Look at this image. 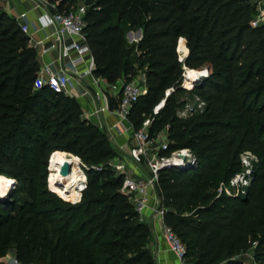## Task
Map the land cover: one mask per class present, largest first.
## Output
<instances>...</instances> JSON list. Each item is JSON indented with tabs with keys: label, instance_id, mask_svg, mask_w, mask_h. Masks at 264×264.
Instances as JSON below:
<instances>
[{
	"label": "trees",
	"instance_id": "16d2710c",
	"mask_svg": "<svg viewBox=\"0 0 264 264\" xmlns=\"http://www.w3.org/2000/svg\"><path fill=\"white\" fill-rule=\"evenodd\" d=\"M49 1L61 11L76 6ZM84 4L93 75L115 84L143 71L146 92L128 115L134 129L174 87L149 136L168 125L169 150L188 148L196 158L189 167L162 169L157 185L164 222L186 246V264H264V24L251 26L255 3ZM136 30L140 39L128 42L126 33ZM39 68L29 37L0 8V179L16 181L0 201V257L12 251L19 264H156L150 227L120 191L123 176L107 166L118 151L74 97L48 85L35 88ZM203 68L208 76L187 91L204 101L203 110L180 118L182 71ZM116 104L110 98L111 108ZM244 152L256 158L245 193L219 194L220 184L241 171ZM70 154L87 167L77 203L59 197L73 199L53 181L56 159ZM49 157L56 193L46 181ZM249 251L252 262L243 259Z\"/></svg>",
	"mask_w": 264,
	"mask_h": 264
},
{
	"label": "built area",
	"instance_id": "2783aa9c",
	"mask_svg": "<svg viewBox=\"0 0 264 264\" xmlns=\"http://www.w3.org/2000/svg\"><path fill=\"white\" fill-rule=\"evenodd\" d=\"M37 6H43L45 12L42 15V27H53L54 31L45 39H37L33 43V38L28 33L26 25H20V29L29 37V44L43 45L46 39H54L62 44V50H65L64 41L66 37L71 38L72 49L74 54L70 57V63L75 69L83 67L82 70L91 77V86L94 89V105L90 108L86 104L83 105V116L91 120L98 118L105 112H111L116 117V125H120L122 121H129L128 115L138 99L145 94L146 84L145 77L135 76L129 81H118L115 84L107 83L103 78L93 75L94 60L93 57H87L84 50L87 49L85 34L84 15L86 13V5L80 4L71 7L68 10H59L57 2L49 0H35ZM257 13L251 20V26L256 27L264 24V0H256L255 2ZM186 53L180 55L182 61ZM42 73L46 74V78ZM193 73V74H192ZM197 74V76H196ZM209 74L207 68L199 71L183 69L181 74V83L192 86L200 82ZM69 73L66 69H61L60 72H52L49 66L46 65L40 72L35 83V88L42 85H48L53 91L67 93L68 92ZM188 90V89H187ZM112 91L113 94L109 92ZM174 91V87L165 90L164 97L153 107L152 114L145 118L142 125L134 129L132 124L125 130L127 132V142L123 145H115L116 141L112 142L113 146L119 151L118 156L108 161L107 166L115 171L116 174L123 176L122 186L120 191L127 195L134 206V210L142 221L147 211H152L153 217H159L162 220L163 237L167 242L169 249L173 252L177 259L183 262L186 254V246L173 231V229L164 222L165 209L160 204V198L157 196L158 176L162 169L167 168H184L194 165L196 162L195 155L188 148L169 150V143L166 134L168 125L160 130L154 137L149 136V127L153 121V116L157 115L159 110L164 106L166 98ZM88 93L84 90L83 94ZM110 98L116 100L117 104L114 108L110 106ZM193 101L185 102L183 109L177 111L180 118H186L194 112H200L205 105L199 97L193 96ZM256 161L254 155L249 152H244L241 158V165L246 166L243 171L238 172L232 177L227 184L221 183L219 186V194L238 196L245 193V189L251 182L253 162ZM80 163V162H79ZM79 165H82L80 163ZM139 167H145L147 174L139 171ZM87 168V167H86ZM95 169L100 170L102 166H95ZM134 172L136 177L131 176ZM84 173V172H83ZM85 175V173H84ZM10 179L9 192L15 187L16 181ZM85 180L80 188V193L85 188ZM231 188H236V191H230ZM150 191L152 193H150ZM153 197V205H150V197ZM184 263V262H183ZM3 264H19L16 259Z\"/></svg>",
	"mask_w": 264,
	"mask_h": 264
},
{
	"label": "crops",
	"instance_id": "0c3cea01",
	"mask_svg": "<svg viewBox=\"0 0 264 264\" xmlns=\"http://www.w3.org/2000/svg\"><path fill=\"white\" fill-rule=\"evenodd\" d=\"M251 1L255 2L256 0ZM83 3L84 0H82V4ZM0 8L9 16L13 17L19 25H26L28 27V33L32 35L33 43L37 39H45L54 31L53 27H42V15L45 12V9L41 5L37 6L35 0H0ZM126 34L129 37L136 36L137 39L135 42H137L141 37V30L140 33L136 30L129 31ZM131 41V38H129L128 42ZM50 43H52V45H49ZM31 46L36 50L40 72L46 65H48L50 71L54 73L60 72L61 69H66L69 73L68 92L66 95L74 97L79 102L82 111L84 110V104H86L88 108L94 105V89L90 83V75L83 72V67L75 69L70 63V57L74 54L71 38H65V50H62V44L60 42L51 38L46 39L43 45L31 44ZM37 47H40V50H37ZM84 54L87 55V57L90 56L88 48L84 50ZM42 75L46 78L45 73H42ZM86 89L88 90V93L82 95ZM109 93L113 94L112 91ZM90 121L100 128L107 129L112 142L114 140L116 141V144H114L115 147L116 145H123L127 142V132L125 130L129 127V121H122L118 126L116 125V117L111 112H105L98 118H93ZM139 168L140 172L144 173V175L147 174L145 167ZM131 176L136 177L134 172ZM150 193L152 192L150 191ZM149 203L150 205L154 204L152 196L150 197ZM142 221L150 227V249L156 264H184L177 259L173 252L170 251L169 246L163 237L162 220L159 217H153L152 211H147Z\"/></svg>",
	"mask_w": 264,
	"mask_h": 264
},
{
	"label": "rangeland",
	"instance_id": "374dc122",
	"mask_svg": "<svg viewBox=\"0 0 264 264\" xmlns=\"http://www.w3.org/2000/svg\"><path fill=\"white\" fill-rule=\"evenodd\" d=\"M80 4H82V0H75V5H76V6H77V5H80ZM125 37H126L127 41H129V38H131V40H132L131 42H135V40L137 39L136 36H131V37H129V36H127V34H126ZM49 45H52V43H50ZM49 45H48V46H49ZM37 50H40V47H37ZM181 52H182V50L179 51V53H181ZM142 74H143V71H142V70H139V71H137L136 76L139 78V77L142 76ZM181 89H183L184 91H182L181 93H179V94L176 95L178 101L184 100V101H183V104H185V102H187V101H188V102L193 101L192 96L187 92V91H189V90H187V89H188V85L185 84V83H181ZM183 104H182V106H181L179 109H183ZM147 117H149V116H147ZM147 117H146V118H147ZM118 153H119V151H118ZM68 154H69V153H68ZM70 155H71V154H70ZM243 155H244V153L241 154L240 159L243 157ZM71 156H72V157H75V156H73V155H71ZM60 158H63V157H59V158L56 159V163H55V167H54L53 181H54L55 184L58 185L61 189L65 190V191H68V192L71 194V196L73 197V199H72V200H66L65 197L59 195L58 193H56L55 191L52 190V188H51V182H50V180H49V177H50V175L52 174V172L50 171V165L47 166V176H46L47 186H48L49 190L55 192V193H56L59 197H61L63 200L68 201V202H70V203H77L76 200L79 198V193H77V190L73 188L74 186L71 187L67 182H65V181H66L65 179H62V176L60 175V168H61V166L58 164V161H59ZM64 158H67L68 160L71 159V158H69V157H64ZM75 158H76V157H75ZM77 159H78V158H77ZM57 160H58V161H57ZM78 160H79V159H78ZM49 162H50V160H49ZM79 162H80V161H79ZM79 164H80V163H79ZM79 166H80V169H81L82 172H84V169H87V168H86V165H79ZM245 168H246V166H242L241 171H243ZM71 171H72V170L70 169V172H71ZM69 174H71V173H69ZM1 181H2L3 183H5V184H9L8 182L4 181L3 179H1ZM9 185H10V184H9ZM230 191H236V188H231ZM217 192L219 193V189H218ZM80 199H81V193H80ZM80 199H79V200H80ZM13 259H15L13 252H12V251H8V252L6 253V255L0 257V264H3V263H9V261H11V260H13ZM243 259H244L246 262H252V261H253V254H252V251H249L246 255H244V256H243ZM183 262H184V264H186L187 260L184 259Z\"/></svg>",
	"mask_w": 264,
	"mask_h": 264
},
{
	"label": "bare ground",
	"instance_id": "6f19581e",
	"mask_svg": "<svg viewBox=\"0 0 264 264\" xmlns=\"http://www.w3.org/2000/svg\"><path fill=\"white\" fill-rule=\"evenodd\" d=\"M196 76H197V74H196ZM66 161L70 163V169L72 171L70 172L71 174H68L67 176H62V179H65L66 180L65 182H67L71 187L74 186L73 188L77 190V193H79L80 188L82 187V184L85 180V175L81 171L80 166H79V162L77 161V159L75 157H72L69 160L67 158H64V157L60 158L58 161V164L60 166H62L63 163H65ZM9 186H10L9 184L3 183L0 179V199H3L9 193L8 192Z\"/></svg>",
	"mask_w": 264,
	"mask_h": 264
},
{
	"label": "water",
	"instance_id": "95a60500",
	"mask_svg": "<svg viewBox=\"0 0 264 264\" xmlns=\"http://www.w3.org/2000/svg\"><path fill=\"white\" fill-rule=\"evenodd\" d=\"M138 32L140 33V30H138ZM128 35H130V34H128ZM102 130L109 137V133H108L107 129L102 128ZM50 157H49V160H50ZM49 160H48V166H49ZM69 173H70V163L66 161L65 163H63V165L60 168V175L61 176H67ZM8 194L3 199H0V201H3L4 199H6L8 197ZM157 196L160 198L159 192H157Z\"/></svg>",
	"mask_w": 264,
	"mask_h": 264
}]
</instances>
